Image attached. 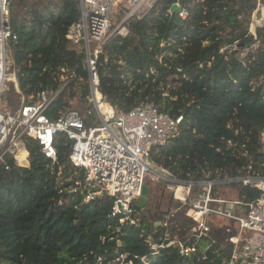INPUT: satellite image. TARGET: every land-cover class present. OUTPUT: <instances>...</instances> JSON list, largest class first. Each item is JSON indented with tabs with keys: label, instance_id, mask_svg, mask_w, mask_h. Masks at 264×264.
Here are the masks:
<instances>
[{
	"label": "trees",
	"instance_id": "trees-1",
	"mask_svg": "<svg viewBox=\"0 0 264 264\" xmlns=\"http://www.w3.org/2000/svg\"><path fill=\"white\" fill-rule=\"evenodd\" d=\"M176 1L159 0L143 19L130 22L129 37L106 44L108 61L105 55L98 60L101 94L117 113L149 103L172 117H184L179 135L152 151L149 162L159 171L193 182L211 173H222V178L249 171L264 175V83H259L264 47L244 60L237 53H222L237 41L252 45V24L256 37L264 39V5L257 0H180L191 13V20L183 22L169 14ZM9 14L18 40L10 54L15 82L5 96L7 106L36 102L41 92L54 94L69 81L47 116L57 120L61 113L78 110L75 100L90 109L83 48L79 44L75 49L67 38L81 20L78 0H12ZM55 143V162L26 138L29 166L11 161L10 170L0 166V264H141L142 257L151 255L148 237L158 242L165 232L156 222L170 211L176 210L169 226L173 236L185 239L197 227L187 216L189 206L179 202L158 216L146 208L137 227L121 224L120 218L110 217L112 198L86 202L83 192H71L78 182L69 160L73 141L61 135ZM237 187L239 199L260 196L253 188ZM210 226L196 254L183 257L170 247L150 264L228 261L235 223L218 220Z\"/></svg>",
	"mask_w": 264,
	"mask_h": 264
},
{
	"label": "built area",
	"instance_id": "built-area-1",
	"mask_svg": "<svg viewBox=\"0 0 264 264\" xmlns=\"http://www.w3.org/2000/svg\"><path fill=\"white\" fill-rule=\"evenodd\" d=\"M11 1L0 0V166L10 170V161L18 167L29 166V153L23 144L26 138L37 142L41 153L55 162L58 156L56 139L65 135L73 141L69 160L78 177L71 192H83L86 202L102 196L112 198L114 206L110 217L120 218L121 224L139 226L143 212L139 203L147 181L166 182L175 201L189 206L187 216L198 224L193 232L185 239L173 236L169 226L173 225L170 221L176 210L170 211L163 221L156 223L165 228L159 241L148 237L151 255L142 257L141 264H150L152 258L170 247L178 248L183 257L196 254L198 243L209 236L210 222L218 220L232 221L238 230L230 239L233 244L231 257L223 264H264L263 173L251 174L249 171L247 175L224 178L222 173L216 176L211 173L203 180L193 182L155 169L149 162L153 149L179 135L184 117H172L149 103L139 104L128 113H117L99 90L98 60L100 55H105L106 44L112 38L129 37L130 22L143 19L159 0H78L81 20L70 28L67 38L77 50V46L82 45L93 105L84 112L61 113L57 120L50 119L46 113L69 81L63 80L64 85L56 93L43 91L36 102H24L14 111L4 105L8 83L15 82V75L10 72V54L13 43L18 40L8 21ZM257 1L260 6L261 0ZM174 5L180 7V11L172 14L170 9L171 16L176 15L183 22L191 20L189 9L180 0L172 7ZM258 10L253 14V23L257 20ZM262 11L264 14V9ZM250 33L255 37L252 45L244 47L237 41L222 49V53H237L241 60L250 55L255 57L264 47V39L256 37L253 24ZM166 45V42L161 44L162 47ZM104 60L107 62L108 56L105 55ZM259 83H264V77ZM262 95L264 99V90ZM260 141L264 153V131ZM23 152L27 154L25 159H21ZM81 170H84V177L79 181ZM222 186L232 187L236 195L237 186L253 188L260 196L253 201L238 196L228 199L217 191Z\"/></svg>",
	"mask_w": 264,
	"mask_h": 264
},
{
	"label": "rangeland",
	"instance_id": "rangeland-1",
	"mask_svg": "<svg viewBox=\"0 0 264 264\" xmlns=\"http://www.w3.org/2000/svg\"><path fill=\"white\" fill-rule=\"evenodd\" d=\"M34 1H36V0H34ZM30 3L31 2H29V4ZM261 4L264 5V0H261ZM10 72L13 75L15 73V71H10ZM12 83L13 82L8 83V89L13 86ZM17 100H18V98H17ZM73 104L75 106H77L78 110H80L81 112H84L86 110L85 109L86 105L84 103H81L80 100H77V101L75 100L73 102ZM4 105L7 106L5 101H4ZM19 106L20 105L18 104L16 109H18ZM8 108L12 111L16 110V109H12L10 107H8ZM146 185L150 188V194L148 196V204H147L146 208L148 210H150L154 216H158L161 213H166L169 209L175 208L179 205V203H177L174 199V193L168 189L166 182H164V181H160V182L147 181ZM232 190H233L232 187L222 186V187H219L217 191L219 192L220 196H225L228 199L237 198V195ZM224 221H227V220H224Z\"/></svg>",
	"mask_w": 264,
	"mask_h": 264
},
{
	"label": "water",
	"instance_id": "water-1",
	"mask_svg": "<svg viewBox=\"0 0 264 264\" xmlns=\"http://www.w3.org/2000/svg\"><path fill=\"white\" fill-rule=\"evenodd\" d=\"M177 11H180V7H178L177 5H174L172 8H171V13L172 14H175ZM7 92L5 93L4 96H6ZM84 177V170H81L80 171V176H79V181H81ZM212 178V175L210 176ZM150 194V188L145 185L143 187V191H142V198L140 199V203H139V206L140 208H142L143 211L146 210V206L148 204V196Z\"/></svg>",
	"mask_w": 264,
	"mask_h": 264
},
{
	"label": "bare ground",
	"instance_id": "bare-ground-1",
	"mask_svg": "<svg viewBox=\"0 0 264 264\" xmlns=\"http://www.w3.org/2000/svg\"><path fill=\"white\" fill-rule=\"evenodd\" d=\"M26 157H27L26 152H23V153L21 154V159H25Z\"/></svg>",
	"mask_w": 264,
	"mask_h": 264
},
{
	"label": "crops",
	"instance_id": "crops-1",
	"mask_svg": "<svg viewBox=\"0 0 264 264\" xmlns=\"http://www.w3.org/2000/svg\"><path fill=\"white\" fill-rule=\"evenodd\" d=\"M264 9V8H263Z\"/></svg>",
	"mask_w": 264,
	"mask_h": 264
}]
</instances>
